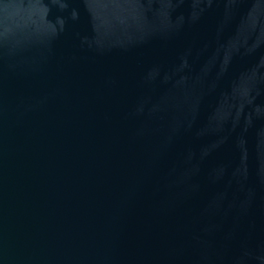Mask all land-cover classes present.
Wrapping results in <instances>:
<instances>
[{"label":"water","instance_id":"water-1","mask_svg":"<svg viewBox=\"0 0 264 264\" xmlns=\"http://www.w3.org/2000/svg\"><path fill=\"white\" fill-rule=\"evenodd\" d=\"M0 264H264V0H0Z\"/></svg>","mask_w":264,"mask_h":264}]
</instances>
